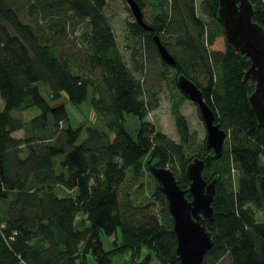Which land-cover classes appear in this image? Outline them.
<instances>
[{
    "label": "trees",
    "instance_id": "16d2710c",
    "mask_svg": "<svg viewBox=\"0 0 264 264\" xmlns=\"http://www.w3.org/2000/svg\"><path fill=\"white\" fill-rule=\"evenodd\" d=\"M251 2L253 19L264 27V0ZM151 3L144 18L152 29L128 23L130 40L138 43L129 65L107 0H0V264H118L120 258L133 264L142 257L149 264H180L173 216L157 180L156 200L140 204L120 196L129 171L137 177L154 161L188 189V162L213 153L178 103V140L147 119L157 92L137 74L145 72L143 57L157 54L155 34L177 59L171 65L160 55L173 68L175 85L181 72L193 79L227 131L223 153L202 170L206 180L216 177L213 219L206 220L214 244L202 264L224 257L229 264H264V127L249 102L255 81L244 79L250 58L227 39L222 49L210 47L224 34L218 0L201 1L209 22L196 0ZM38 13L46 24H38ZM70 17L85 21L82 53L59 45ZM63 93L76 104L91 94L105 128L73 125L66 102L51 103ZM34 106L39 112L29 119L13 112ZM126 113L139 119L135 136L126 129ZM21 128L24 135H14ZM102 233L112 237L109 249Z\"/></svg>",
    "mask_w": 264,
    "mask_h": 264
},
{
    "label": "water",
    "instance_id": "95a60500",
    "mask_svg": "<svg viewBox=\"0 0 264 264\" xmlns=\"http://www.w3.org/2000/svg\"><path fill=\"white\" fill-rule=\"evenodd\" d=\"M127 3L135 21L146 29H152L144 18L139 1L127 0ZM218 3L217 17L223 24L227 41L250 58L244 79L255 81L249 102L258 122L264 127V27L253 19L254 5L251 0H218ZM154 39L162 59L168 64L176 65V57L158 34L154 35ZM177 84L182 93L197 104L206 127L205 144L207 148H212L213 153L204 158L195 156L188 162L185 170L191 180L188 189L179 185L175 173L168 166L154 161L149 168L167 197L174 220L173 228L177 234L180 264H202L207 250L214 244L206 220L213 219L212 201L216 192V177L208 181L202 170L214 157L223 153L227 131L215 120L213 108L204 97L202 88L193 79L181 72L177 76ZM187 190L191 198L186 196ZM133 264H149V258L142 257Z\"/></svg>",
    "mask_w": 264,
    "mask_h": 264
},
{
    "label": "rangeland",
    "instance_id": "374dc122",
    "mask_svg": "<svg viewBox=\"0 0 264 264\" xmlns=\"http://www.w3.org/2000/svg\"><path fill=\"white\" fill-rule=\"evenodd\" d=\"M201 1L202 0H196L199 14L207 22H209L210 18L206 14L202 13ZM143 2L142 8L144 17L149 19L152 13L151 0H143ZM106 13L116 34L118 44L124 55V58L128 64L131 65L130 54L134 45L136 48L138 47V43L130 40L128 23L135 21V16L132 13L127 0H107ZM37 22L40 26L47 23L45 18H43V15L40 13H38ZM85 27L86 24L84 20H76L75 17L69 18V22L66 25V30H64V34L59 41V45L63 46L66 53H76L77 50H79L81 53L84 51L83 48L86 39L83 32L86 29ZM225 41L226 37L224 34L218 35L213 45L210 47L213 49H222L225 46ZM157 54H155L153 57H143V60L146 63L145 72L137 74L138 76L143 77L145 84L150 88L151 92L154 90L157 92L156 101L158 104L155 108L150 109L147 119L155 123L158 128L162 129L170 137L178 140L179 132L176 125V114L174 110V105L178 103L179 110L186 116L190 125V129L195 131L196 138L198 140L205 138L206 127L197 104L189 98L181 97L180 88L177 87L173 81V78L175 77L173 68L163 65L161 63V57L158 50ZM160 71L164 77L160 75ZM200 78H202L201 75ZM41 87L42 93L46 97L50 98L47 87L45 85H42ZM90 95L80 104H76L68 101L66 95L63 93L59 99L52 100L51 103L57 104L60 102H66V107L70 116V122L73 125H96L103 129L105 128V125L103 121L99 119V116L91 106L89 101ZM1 107L2 103L0 101V108ZM13 112L24 119H29L36 115L39 112V109L37 106H34L21 111L14 109ZM125 117L126 129L133 136H135L137 127L139 126L138 117L133 113H126ZM24 133V129L21 128L16 130L14 135L23 136ZM84 135L85 133L80 136L79 140H81ZM111 136L113 137V133H111ZM62 156L63 155H58V160ZM236 173L237 171L233 170L234 181H236ZM155 185V178L147 168L142 170V172L137 177H132V173L129 171L128 178L120 188V196L121 198L131 196L134 200V203L145 204L146 202L156 200L152 195ZM155 208L159 210V201L155 204ZM256 215L258 220L263 219L261 211H257ZM102 240L106 249H109L112 246L111 236L102 233ZM123 259L124 258H120V262L118 264H125ZM90 261L91 263H94L93 258H90ZM218 264H229L227 262V257L221 259Z\"/></svg>",
    "mask_w": 264,
    "mask_h": 264
},
{
    "label": "crops",
    "instance_id": "0c3cea01",
    "mask_svg": "<svg viewBox=\"0 0 264 264\" xmlns=\"http://www.w3.org/2000/svg\"><path fill=\"white\" fill-rule=\"evenodd\" d=\"M1 101V100H0ZM1 103H2V101H1Z\"/></svg>",
    "mask_w": 264,
    "mask_h": 264
}]
</instances>
